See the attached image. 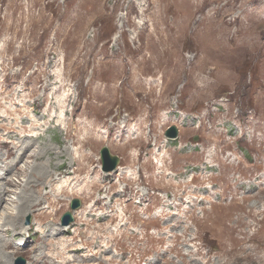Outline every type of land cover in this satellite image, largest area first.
<instances>
[{
	"label": "rangeland",
	"instance_id": "rangeland-1",
	"mask_svg": "<svg viewBox=\"0 0 264 264\" xmlns=\"http://www.w3.org/2000/svg\"><path fill=\"white\" fill-rule=\"evenodd\" d=\"M0 164L12 264H264V0H0Z\"/></svg>",
	"mask_w": 264,
	"mask_h": 264
},
{
	"label": "bare ground",
	"instance_id": "bare-ground-1",
	"mask_svg": "<svg viewBox=\"0 0 264 264\" xmlns=\"http://www.w3.org/2000/svg\"><path fill=\"white\" fill-rule=\"evenodd\" d=\"M21 128V127H20ZM24 128H21V132H24ZM7 137L8 138H11V136L10 135H7ZM5 142L7 143V144H10V145H7V149L8 150H10L8 153L10 154V155H13L14 156V153L16 152V151H14V149H15V147H16V144H14V143H12L11 142V140H8L7 141V139L5 140ZM11 144H12V146H11ZM23 154H24V150H21L20 151V154H19V156H18V158H20V157H23ZM222 154H224V153H222ZM8 156V154H6V157ZM222 156V155H221ZM223 157V156H222ZM10 157H7V159H9ZM224 159H227V160H229V158H228V156L227 157H223ZM8 163H10V161H8ZM215 166L217 167V168H215V167H211L212 168V173H211V175L212 174H214V175H218L219 173H220V171H221V169H220V167H219V165H217V164H215ZM0 167H1V169L2 168H4V164H0ZM15 168V165H13V166H10L8 169H7V171L8 172H11L12 171V169H14ZM38 169V168H37ZM43 170V169H42ZM37 173V172H36ZM2 175V174H1ZM38 175H42V176H45V172H39L38 173ZM211 175H210V180H211V184H212V188H211V192H210V195L211 196H215V194H212V192L213 191H215L217 188H218V184H216V183H214L213 182V180L211 179ZM238 175H239V173H238ZM229 177H232V174H230L229 175ZM57 180H60V181H64V179H61V178H59V177H57L56 178ZM241 182V179H240V177H239V179L238 178H236V179H234V187H235V190L236 191H239L240 189H241V187H239L238 186V184ZM239 185H242V183H240ZM1 187V186H0ZM221 188H222V186H220ZM1 190H2V192H3V190L4 189H2L1 188ZM4 195V194H3ZM5 199V198H4ZM1 200H2V196L0 195V202H1ZM37 201H35V200H33V195H30V194H28V193H23L22 195H20V196H18L17 198H16V200L14 201V200H12V204H11V206L13 205V204H15V205H13L12 206V208L10 207L8 210H6L4 213H3V215H4V220L5 221H7L6 223H8V224H10L11 226H18V221H19V219H22L23 220V218H24V216H25V214L26 213H23V210L24 209H28L31 205H33L34 203H36ZM53 202H55V203H58V201H53ZM44 204H47V201H45L44 200ZM53 208V203L52 204H50L49 205V203L47 204V205H45V206H41L40 205V207H35V209L36 210H38V212L40 213V214H50L52 211H51V209ZM17 209V213H14V210H16ZM97 210H99V207H96L94 210H93V213H95L94 211H97ZM56 211V210H55ZM1 218V217H0ZM49 222V223H48ZM48 222H44V224H45V226H46V228L44 229V231L46 232L45 233V236H44V238H46L47 237V235H49V234H51L52 232H51V227L52 226H57L61 231H62V234L64 233V232H67V229H68V226H62V225H58V224H55L54 222H51V221H48ZM129 223V220H128V222H127V224ZM22 224V223H21ZM20 224V225H21ZM43 224V223H42ZM3 225V224H2ZM29 229H32V225H30L29 227H28V230ZM133 235V234H132ZM3 236V235H2ZM38 240V239H37ZM38 243H39V245L36 247V246H34V247H32V249H30V252H32V254L30 255V258H27L28 260H29V262L31 261V262H33L32 264H47L49 261H53V259L52 258H49L48 257V255H46L47 253H45V252H41L40 251V240L38 241ZM6 247H7V244H4ZM13 245V244H12ZM3 246L1 245L0 246V264H12L13 263V260L11 259V256L9 255V254H6L5 253V251L3 250V248H2ZM13 247V246H12ZM13 248H15V247H13ZM15 249H17V248H15ZM45 250H47L46 249V247L44 248ZM47 251H49V250H47ZM73 251H75V253H77L78 251H80V250H73ZM13 255V254H12ZM44 257L46 258V259H48L49 261H47V260H45L44 259ZM70 260H72V259H69V261ZM29 262H28V264H29Z\"/></svg>",
	"mask_w": 264,
	"mask_h": 264
},
{
	"label": "water",
	"instance_id": "water-1",
	"mask_svg": "<svg viewBox=\"0 0 264 264\" xmlns=\"http://www.w3.org/2000/svg\"><path fill=\"white\" fill-rule=\"evenodd\" d=\"M178 127L176 125L168 126L167 129L164 131V136L166 139L174 140L178 137ZM197 137L194 136L193 140L196 141ZM100 160L102 164V169L105 172L112 171L115 169L119 162V158L116 155L110 153L109 149L106 146H103L100 151ZM80 206V200L78 198H73L70 201V208L71 210L77 209ZM29 216L26 219V223H29ZM72 221V216L69 211H66L62 214L60 223L62 226L69 225ZM17 264H23V259L18 258Z\"/></svg>",
	"mask_w": 264,
	"mask_h": 264
}]
</instances>
